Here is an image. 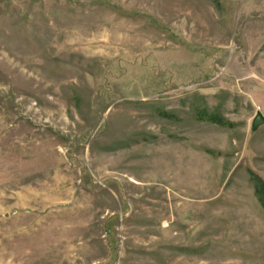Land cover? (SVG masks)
<instances>
[{
	"label": "rangeland",
	"instance_id": "obj_1",
	"mask_svg": "<svg viewBox=\"0 0 264 264\" xmlns=\"http://www.w3.org/2000/svg\"><path fill=\"white\" fill-rule=\"evenodd\" d=\"M257 112L264 0H0V264H264Z\"/></svg>",
	"mask_w": 264,
	"mask_h": 264
},
{
	"label": "water",
	"instance_id": "obj_2",
	"mask_svg": "<svg viewBox=\"0 0 264 264\" xmlns=\"http://www.w3.org/2000/svg\"><path fill=\"white\" fill-rule=\"evenodd\" d=\"M261 125H264V117L261 113L257 112L252 121L251 130L255 131Z\"/></svg>",
	"mask_w": 264,
	"mask_h": 264
},
{
	"label": "trees",
	"instance_id": "obj_3",
	"mask_svg": "<svg viewBox=\"0 0 264 264\" xmlns=\"http://www.w3.org/2000/svg\"><path fill=\"white\" fill-rule=\"evenodd\" d=\"M255 193L257 194L259 201L261 202V204L263 203V196H264V185L263 183H261L260 181H257L256 186H255Z\"/></svg>",
	"mask_w": 264,
	"mask_h": 264
}]
</instances>
